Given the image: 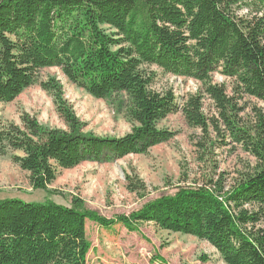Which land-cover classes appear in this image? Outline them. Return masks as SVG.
Listing matches in <instances>:
<instances>
[{
	"label": "trees",
	"instance_id": "obj_1",
	"mask_svg": "<svg viewBox=\"0 0 264 264\" xmlns=\"http://www.w3.org/2000/svg\"><path fill=\"white\" fill-rule=\"evenodd\" d=\"M150 66L194 79L201 91L178 104L172 90L151 87ZM49 67L95 98L126 94L132 126L118 137L85 133L57 81L40 82L68 130L27 112L21 126L0 122V151L22 153L12 160L33 188L45 190L58 169L146 153L169 141L175 132L158 122L179 111L200 130L192 141L205 170L191 183L185 173L173 194L113 218L79 197L69 206L48 198L0 200V264H87V221L130 231L151 222L206 240L225 264H264V112L254 106L249 119L242 117L246 96L264 102V0H0V101L14 100ZM215 72L232 80L230 93L213 82ZM204 96L214 108L209 114ZM224 147L254 158L228 187L213 159ZM126 179L130 192L145 195L140 178ZM151 261L170 264L156 252Z\"/></svg>",
	"mask_w": 264,
	"mask_h": 264
},
{
	"label": "rangeland",
	"instance_id": "obj_2",
	"mask_svg": "<svg viewBox=\"0 0 264 264\" xmlns=\"http://www.w3.org/2000/svg\"><path fill=\"white\" fill-rule=\"evenodd\" d=\"M149 69L156 74L151 87L156 91L172 90L178 104L190 94L201 91L200 83L194 79L165 73L156 66ZM49 78L59 84L62 98L82 122L83 132L118 137L130 131L132 123L125 114L126 94L95 98L69 82L57 67L40 69L34 84L10 102L0 101V122L21 126L20 116L27 112L42 125L68 130L56 110L52 94L40 86V82ZM212 80L231 92V79L215 72ZM203 103L207 114L214 111L206 96ZM244 106L243 119H249L254 106L264 112V102L252 97L244 98ZM158 127L175 132L174 137L151 147L146 153L128 154L105 162L87 160L70 169H58L55 180L45 190L33 188L29 173L13 162V154L22 155L20 151L3 149L0 151V200L18 198L34 202L48 198L69 206L73 197H79L87 208L97 210L106 218L128 215L147 201L173 194L182 175H187L188 183H191L205 170L198 161V151L192 141L200 130L188 125L180 111L160 120ZM213 159L218 163V172H225L226 187L240 172L246 171L248 164H254V158L239 147L235 151L229 147L216 148ZM127 175L137 176L144 182V196L128 190ZM86 238L90 243L87 264H160L151 261L155 252L170 264H225L206 240L161 230L151 222L140 224L138 231H130L121 224L104 228L87 221Z\"/></svg>",
	"mask_w": 264,
	"mask_h": 264
}]
</instances>
